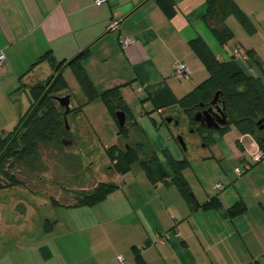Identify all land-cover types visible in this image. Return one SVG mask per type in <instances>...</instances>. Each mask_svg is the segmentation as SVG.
I'll return each instance as SVG.
<instances>
[{
	"label": "crops",
	"instance_id": "1",
	"mask_svg": "<svg viewBox=\"0 0 264 264\" xmlns=\"http://www.w3.org/2000/svg\"><path fill=\"white\" fill-rule=\"evenodd\" d=\"M95 1L0 0V52L6 58L0 65V132L17 123L28 102L30 107L29 86L46 81L62 62L87 51L81 61L98 92L119 86L128 104L129 134L121 136V144H141L143 157L156 154L168 177L154 182L136 162L113 176L110 182L117 187L103 200L66 205V218L50 219L36 236L0 237V264H119V256L123 264H264V158L237 173L250 159L244 146L250 137L241 142L245 134L236 126L226 132L214 129L212 142L202 145L206 152L194 165L163 121L171 112L190 122L179 101L209 76L191 45L197 37L221 61L239 51L243 70L262 75L264 0H234L251 23L247 27L236 14L228 15L225 24L233 38L225 45L203 19L207 0H173L171 15L160 0ZM112 19L119 20L117 30L108 28ZM120 38L131 42L123 45ZM45 53L47 58L33 66ZM176 61L188 65L189 77L175 76ZM69 69L68 62L61 73L65 76ZM77 86L78 92H70L73 105L74 95L82 94ZM101 99L98 95L85 105L90 130L105 129L97 122L104 117L108 131H115L114 114ZM66 147L73 148L74 141ZM168 155L190 161L183 170L190 203L170 182ZM213 197L219 206H204ZM238 201L246 209L228 214Z\"/></svg>",
	"mask_w": 264,
	"mask_h": 264
},
{
	"label": "trees",
	"instance_id": "2",
	"mask_svg": "<svg viewBox=\"0 0 264 264\" xmlns=\"http://www.w3.org/2000/svg\"><path fill=\"white\" fill-rule=\"evenodd\" d=\"M160 1L168 14L171 15L175 11L173 0ZM232 13L236 14L245 26L250 25V18L237 6L234 0H207L203 19L221 45H225L233 38L232 30L225 24V18ZM191 45L204 62L209 71V76L179 101L181 109L190 118V123L202 133L205 144L209 145L212 142L214 129L198 124L194 120V114L210 106L217 94L216 102L224 108L227 119V122L219 128L220 132L228 131L234 124L241 134H249L257 141L264 156V69L258 65L262 75H256L245 72L239 61L233 59L221 61L201 37L193 39ZM86 53L87 51H83L70 61L62 62L56 73L46 81H39L29 86L31 104L27 112L21 115L18 124L10 134L0 132V143L3 146L0 154V188L18 185L19 183L10 177L9 171L4 168L10 158L22 161L35 153L39 144L53 142L58 136L60 128L64 125L67 133H69L70 129H67L64 121V108L59 106L52 97L61 94L60 91L67 86L66 78L61 73V69L66 63L69 62L82 94L86 98L85 102L74 106L68 116L73 113L78 114L84 105L90 103L98 95L105 101L116 119L118 111L127 113L128 104L122 96L119 86L98 92L81 61ZM47 55L48 53H45L40 56L33 66L46 59ZM21 78L23 77L21 76ZM23 87L24 85L21 84L18 90L23 89ZM163 121L167 123L165 119ZM127 129L126 125L121 127L122 138L127 137ZM70 137L69 133L63 139ZM107 152L116 161L119 173L131 170L133 165L139 161L154 182L168 177L167 168L156 154L143 157L141 144L125 149L113 144L107 148ZM167 158L168 165L173 172L170 182L180 190L188 203L192 202V194L183 172L190 161L186 157L177 160L168 155ZM13 164V162L10 163L9 168H12ZM244 170H246L244 167L241 168L242 172ZM2 176L10 181L3 184L1 182ZM116 187L117 184L114 182H100L92 193L80 196L76 204H95L103 200L108 192ZM219 204L218 198L213 197L204 206L217 207ZM245 209L246 205L242 201H238L227 211L230 215H236Z\"/></svg>",
	"mask_w": 264,
	"mask_h": 264
},
{
	"label": "rangeland",
	"instance_id": "3",
	"mask_svg": "<svg viewBox=\"0 0 264 264\" xmlns=\"http://www.w3.org/2000/svg\"><path fill=\"white\" fill-rule=\"evenodd\" d=\"M71 75L74 74L70 69L67 70L65 73L67 86L60 92H78L77 80L70 79ZM83 95L78 93L74 95L75 106L85 102L86 98ZM101 100L103 101V99ZM23 103L26 105V100ZM27 106H29V102ZM27 106L23 109L22 115L27 112ZM84 108L85 105L78 114L70 115L71 124L74 125L70 134L74 141L73 148L69 149L62 143V139L69 134L64 125L53 142L39 144L37 151L22 161L10 158L5 164L4 168L9 171V176L19 183L0 188V237H6V235L20 237L27 233L38 235L41 225L50 224V219L62 220L66 218V215L69 214L65 208L66 205L73 204L80 196L92 193L98 183L112 181L113 176L116 177L119 173L116 161L108 154L107 148L113 144L121 149L126 148L121 144V126L116 117L112 116L114 117L115 131H108L107 121L104 117H100L97 122L105 126V129L98 125L99 130L97 128H95L96 131L93 128L90 130V119L83 113ZM166 114L175 116L171 112ZM176 117L179 118L178 125L174 122L168 123L174 134L175 143L180 151L194 165H197L198 157L202 152H206L202 148V145L205 144L204 137L186 120V116L180 118L178 115ZM19 119L4 133L10 134ZM231 126L235 127L234 124ZM114 127L111 126V129L114 130ZM127 132L129 134L128 129ZM1 134L3 135V133ZM117 134L118 138L112 141L113 136L115 137ZM133 136L131 133L132 138ZM179 136L182 137L186 150L180 144ZM2 150L3 146L0 143V154ZM12 162L14 163L13 167L9 168ZM7 181L10 180L1 177L3 184ZM54 200H57L58 203H55Z\"/></svg>",
	"mask_w": 264,
	"mask_h": 264
},
{
	"label": "water",
	"instance_id": "4",
	"mask_svg": "<svg viewBox=\"0 0 264 264\" xmlns=\"http://www.w3.org/2000/svg\"><path fill=\"white\" fill-rule=\"evenodd\" d=\"M52 97L58 103L59 106L64 108V121L66 123L67 129L68 130L71 129L68 113L74 108V105L72 103V94L68 92V93L53 95ZM216 99H217V94L215 98L212 100L211 105L207 109L195 113L194 120L196 122H199L201 125L211 129H219L222 125H224L227 122L226 116L224 114V108H222L220 105L217 104ZM116 116L119 125L121 127L125 126L127 119L126 113L124 111H118L116 113ZM165 120L167 121V123L174 122L176 125L179 124V118L177 117L167 116ZM178 138L180 144L183 147H186L182 137L179 136ZM62 142L65 146H71L73 143L71 139H63Z\"/></svg>",
	"mask_w": 264,
	"mask_h": 264
},
{
	"label": "built area",
	"instance_id": "5",
	"mask_svg": "<svg viewBox=\"0 0 264 264\" xmlns=\"http://www.w3.org/2000/svg\"><path fill=\"white\" fill-rule=\"evenodd\" d=\"M106 1L107 0H96L95 3L97 5H101L102 3ZM119 24L120 23L118 19H112L108 28L110 30H117L119 28ZM120 41L123 45H127L128 43L131 42V39L130 38H120ZM241 58H242V54L239 51H235L232 59L240 61ZM5 62H6L5 55L3 52H0V65L4 66ZM173 69H174V74L177 77H189L190 75L189 67L184 61H176L173 64ZM244 136H248L251 139L250 143H244L245 150L247 151L249 158H250L248 161L244 163V168L249 169L252 166V164L262 161L264 156H263V152L260 146L258 145L257 141L251 135L245 134L241 136L240 141L244 142L243 141ZM237 173L241 174L242 173L241 169H237ZM218 186L219 188H223L222 184H219ZM118 262L119 264H123V258L121 256L118 257Z\"/></svg>",
	"mask_w": 264,
	"mask_h": 264
},
{
	"label": "flooded vegetation",
	"instance_id": "6",
	"mask_svg": "<svg viewBox=\"0 0 264 264\" xmlns=\"http://www.w3.org/2000/svg\"><path fill=\"white\" fill-rule=\"evenodd\" d=\"M208 107H209V106H208ZM208 107H207V108H208ZM207 108H204V109H207ZM204 109H203V110H204ZM203 110H202V111H203ZM216 110H217V109H216ZM194 115H195V114H194ZM175 117H176V116H175ZM188 118H189V117H188ZM189 120H190V118H189ZM70 122H71V121H70ZM197 123L200 124L199 122H197ZM69 133L71 134V133H72V130H70ZM69 139L73 140L72 137H70ZM62 141H63V140H62Z\"/></svg>",
	"mask_w": 264,
	"mask_h": 264
}]
</instances>
